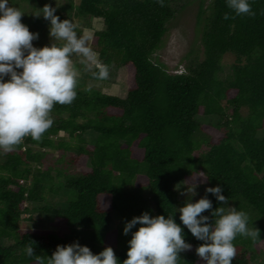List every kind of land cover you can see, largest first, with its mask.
Wrapping results in <instances>:
<instances>
[{"label":"trees","instance_id":"1","mask_svg":"<svg viewBox=\"0 0 264 264\" xmlns=\"http://www.w3.org/2000/svg\"><path fill=\"white\" fill-rule=\"evenodd\" d=\"M186 1L68 0L59 6L64 10L56 13L60 19H103L90 47L108 73L126 68L127 91L119 96L78 78L76 97L70 104L53 105L51 113L57 117L39 140L26 136L12 150L0 152V264H40L36 255L46 259L57 244L73 240L93 253L111 246L122 261L130 238V233L122 234L123 223L142 211L165 216L173 212L178 203L175 184L189 176L222 185L227 203L264 218V0H249L252 16L234 15L225 0H199L202 58L181 72H170L153 54L162 45L168 21ZM225 12L234 18L225 20ZM228 52L235 60L230 76L223 78L222 58ZM92 71L88 77L93 80L108 78L97 79ZM244 106L245 116L240 112ZM199 114L218 119L204 123ZM60 131L73 142L55 143ZM87 131L95 133L93 140L86 138ZM196 133L205 136L208 146L199 156L194 155L200 146ZM54 147L73 148L58 159L68 171L63 182L67 204L41 210L66 229H23L19 221L22 211L29 210L25 202L44 200L46 188L57 190L44 161V148ZM32 162L38 167L33 169ZM207 195L212 209L222 203ZM114 212L120 221L115 226ZM204 213L211 221V209ZM173 216L180 223L179 214ZM181 227L186 241L202 243ZM257 229L255 240L239 234L234 238L231 264H252L250 252L264 245L262 220ZM27 244H32L33 256L24 253ZM178 255L177 264H197L194 252Z\"/></svg>","mask_w":264,"mask_h":264},{"label":"clouds","instance_id":"2","mask_svg":"<svg viewBox=\"0 0 264 264\" xmlns=\"http://www.w3.org/2000/svg\"><path fill=\"white\" fill-rule=\"evenodd\" d=\"M163 3V0H158ZM234 15H255L249 0H225ZM56 2L45 3L35 14L48 21L50 40L42 46L32 41L39 34L30 31L21 21L23 12L12 0H0V152H8L26 136L39 140L52 125L50 115L54 104H70L77 95L80 70L73 57L86 69H95L92 76L105 79L108 66L97 58L89 46L90 36L78 33L69 19L56 14ZM229 12L224 19L234 18ZM196 184L190 183L185 191L195 195ZM204 195L195 201L186 200L166 216L150 215L142 211L123 223L122 234H129L126 257L118 261L111 246L93 253L87 245L73 240L57 244L46 259L36 255L40 264H177L179 253L192 248L184 238L181 225L202 241L195 247L203 264H231L236 255L233 243L237 234L255 240L259 229L248 226V213L227 203L222 185L205 186ZM211 193L222 202L212 209ZM211 209L210 216L203 214ZM179 212V221L173 213ZM138 225V226H137ZM135 230L130 231L133 229ZM27 256H33L32 244L24 247Z\"/></svg>","mask_w":264,"mask_h":264},{"label":"rangeland","instance_id":"3","mask_svg":"<svg viewBox=\"0 0 264 264\" xmlns=\"http://www.w3.org/2000/svg\"><path fill=\"white\" fill-rule=\"evenodd\" d=\"M68 0H12V3L15 4L23 12L21 16V21L28 25L30 31L38 32V39L32 41L34 46H42L47 44L50 40L48 36V21H46L42 16H37L35 14L40 12V9L45 3L50 5H57L56 13L60 10L59 6L64 4ZM75 3H78L79 0H73ZM208 0H205V4ZM199 9V0H188L184 2V6L177 10L174 17L167 23V31L164 35L162 45L154 52V57H158L159 60L164 62L170 72H181L184 70L185 65L191 61L202 58V41H201V31L200 25L197 23V14ZM72 21L77 26L78 33H86L90 36L88 44L90 46L92 35L94 30L101 29L104 26L103 19L101 17H77L74 16ZM97 54V53H96ZM98 58V54H97ZM74 63L77 68L80 70V76L85 84L88 86H93L103 90L104 92L116 94L119 96H125L128 85V72L124 66H118L110 69L108 73V78L106 80H93L88 77V73L93 69H86L84 65L79 63L80 58L77 56L73 57ZM235 60V56L232 53L224 54L222 58V71L220 76L223 78L229 77L231 74V63ZM231 109L228 110V115H230ZM242 115L248 114L247 107H242ZM52 119L56 118L55 113H50ZM198 119L201 122H215L218 119L217 115L214 114H199ZM95 133L92 131H87L85 136L90 141L93 140ZM200 140V146L197 150L194 151L195 156H199L207 149V141L205 136L201 134H195V139ZM61 139L73 142V139L69 138L63 131H60L55 137V143H58ZM34 150L39 149L38 146H32ZM47 153L44 156V161L46 165L50 167V171L53 175V187L57 190L45 189L44 200L36 202H25V206L29 210H23L21 213V218L19 221V226L23 229L30 231L39 230L43 228H53L60 231L66 229L65 226L56 224L53 221V217L50 213L43 212L41 207L44 205L52 206H65L67 204V194L68 191L64 188V175L68 172L67 169L62 167V161H58L61 155H69L73 152V148L58 149L55 148H44ZM4 160V156L0 155V163ZM38 167L37 162H32V168L35 169ZM40 168H43L41 165ZM58 168H60L58 170ZM60 172V174L58 173ZM203 176H196L195 178L189 176L185 180L176 182L175 190L178 193V203L176 208H179L186 200L191 199L195 201L200 196L204 195L205 186H210L206 182H201ZM196 184L195 195L185 191L186 187L190 183ZM29 183V182H28ZM233 206H238L231 202ZM239 209V208H238ZM245 211L248 213L250 218L249 227L257 228L259 226L260 220L264 222V218L261 217L256 211L250 208H246ZM179 214V212L177 211ZM203 214H205L203 212ZM113 226L120 224L118 215L114 212L113 215ZM195 245H192V248L187 250L195 253ZM196 254V253H195ZM252 254V264H264V245L260 246L256 251H251ZM197 264H203V261L196 255Z\"/></svg>","mask_w":264,"mask_h":264}]
</instances>
